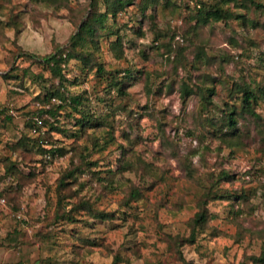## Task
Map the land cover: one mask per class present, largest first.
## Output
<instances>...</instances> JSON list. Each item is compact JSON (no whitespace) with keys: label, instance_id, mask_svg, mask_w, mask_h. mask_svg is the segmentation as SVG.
Masks as SVG:
<instances>
[{"label":"clouds","instance_id":"obj_1","mask_svg":"<svg viewBox=\"0 0 264 264\" xmlns=\"http://www.w3.org/2000/svg\"><path fill=\"white\" fill-rule=\"evenodd\" d=\"M92 4L0 0V264H264V0Z\"/></svg>","mask_w":264,"mask_h":264},{"label":"rangeland","instance_id":"obj_2","mask_svg":"<svg viewBox=\"0 0 264 264\" xmlns=\"http://www.w3.org/2000/svg\"><path fill=\"white\" fill-rule=\"evenodd\" d=\"M128 1H131V0H128ZM134 3H135V0H132V3L126 4V5L122 6L121 8H118L116 5V0H104V7H105L104 12L107 13L108 10H113V12H112V14H110V13L108 14L107 18L104 21V26L102 28H97V33L95 36L96 43L93 44L91 41H86V43L91 45L92 47H96L99 44V40L97 39V36H98V34L103 33L105 35H111V36L117 37L116 41L113 43V45H111V47L119 50L121 48V45H122V38L118 35V33H120L124 28H127L128 25H121V26L117 27L116 25L118 23V17H119L120 12L125 11V9L132 7ZM147 6H148L147 4L143 5L141 10L143 11V8H146ZM96 9H97V3H96V0H93V4H92V8H91V16L94 13H99V11H97ZM91 16H90V18H91ZM110 18H111V23H109ZM136 23L139 24L140 20L137 19ZM97 27H99V26H97ZM131 30L136 31L135 25L132 26ZM133 50H134V42L129 43L128 48H127V51H129L130 53L133 52ZM153 51H158V49H153ZM145 59H147V56H145ZM196 60H197V63H199L201 60H203V62L206 64L207 63L206 54L203 57H201L199 54H197ZM223 62H226V61H223ZM82 63L85 65V67H87V65L91 63V58H88L86 61L82 60ZM188 67L192 72H198L199 71L195 64H189ZM94 71L96 72L97 75L103 77L104 68L102 65L95 67ZM133 71L136 73H139L140 69L137 68L135 70H129V72L127 74L131 77L133 75ZM145 71H147V69H145ZM191 79H193V77L190 75L189 80H191ZM195 79L200 80L201 77L196 76ZM136 82H138V80ZM74 83H75V81H74ZM203 83L206 85L207 89L212 88L213 91H215V89L220 87V81L219 80H217V81L206 80V81H203ZM170 84H171V82H170ZM170 84H169V87H170ZM193 87L196 89H199V92H200V90H203L205 93V88L202 87L201 84H195ZM186 89L187 90L189 89L190 93H188L187 95H184L183 91ZM157 94H161V95L163 94L159 88H157ZM172 94L175 95L177 93H172ZM178 95H180L181 97H186L189 102L194 98L193 97V91H192V89H190L188 87L187 83H185L182 86L181 92ZM82 103H83V101L80 98H79V102L77 104H75L74 102L71 101V104H73V105H81ZM144 107H147V105H145ZM161 111H162V113H165L164 118L161 120V125H162V129H163V128H166V125H167V116H166L167 109H162ZM83 119L87 120L88 119L87 115H85L83 117ZM141 119H143V117Z\"/></svg>","mask_w":264,"mask_h":264},{"label":"trees","instance_id":"obj_3","mask_svg":"<svg viewBox=\"0 0 264 264\" xmlns=\"http://www.w3.org/2000/svg\"><path fill=\"white\" fill-rule=\"evenodd\" d=\"M132 3L131 1L128 0H116V5L118 8H121L122 6L126 5V4H130ZM113 10H108L107 13L105 12H99V13H94L91 18L89 17L88 22L84 25L83 31L81 32L80 36L78 37V40L76 41V43H80V42H86V41H91L93 44L96 43L95 40V36L97 33V28H102L104 26V21L107 18L108 14H112ZM215 14L219 15V10H215ZM99 26V27H97ZM75 46V45H74ZM88 58L90 57H83V61H86ZM101 68V67H100ZM209 92L214 93L212 88L207 89ZM262 92H264V90H261ZM184 95H187L189 92V89L184 90L183 91ZM200 94L203 96L204 95V91L200 90ZM251 96H248L247 99L251 100ZM72 102H74L75 104H77L79 102V98H73ZM231 109H229V113L226 115L225 118V122L226 124H231L232 120H233V116L231 115Z\"/></svg>","mask_w":264,"mask_h":264}]
</instances>
